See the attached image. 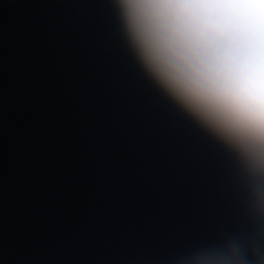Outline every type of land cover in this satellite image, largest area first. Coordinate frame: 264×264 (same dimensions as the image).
<instances>
[{
  "label": "water",
  "instance_id": "water-1",
  "mask_svg": "<svg viewBox=\"0 0 264 264\" xmlns=\"http://www.w3.org/2000/svg\"><path fill=\"white\" fill-rule=\"evenodd\" d=\"M0 264H264V0H0Z\"/></svg>",
  "mask_w": 264,
  "mask_h": 264
}]
</instances>
